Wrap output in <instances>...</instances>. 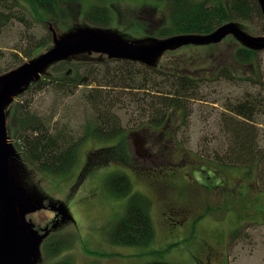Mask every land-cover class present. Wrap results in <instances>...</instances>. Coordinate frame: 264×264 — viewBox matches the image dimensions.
<instances>
[{
	"label": "rangeland",
	"instance_id": "rangeland-1",
	"mask_svg": "<svg viewBox=\"0 0 264 264\" xmlns=\"http://www.w3.org/2000/svg\"><path fill=\"white\" fill-rule=\"evenodd\" d=\"M6 3L19 7L13 0ZM56 3L67 13L58 21L43 24L44 28H35L37 38L47 35L50 39L49 47L38 55L53 47L54 35L80 27L100 28L85 14L94 6L110 9L103 30L131 42L160 40L156 27L169 17L168 7L152 0ZM26 19L23 26L15 20L5 28L0 36V57L20 45V34L35 24L29 15ZM235 23L251 36H262L264 20ZM241 45L228 36L217 45L166 51L151 65L83 53L50 65L37 81L47 82L41 90L29 86L14 100L7 108V126L18 152L14 137L18 121L13 116L18 106L43 119L53 133L64 132L78 141L96 115L85 97L98 94L94 90L105 82L111 84L100 93L108 97L109 118L120 124L122 132L112 140L89 135L79 147L76 165L65 176L45 174L20 154L16 174L43 206L27 218L38 230L50 229L41 246L39 264L66 259L73 264H264V195L259 191L257 169L218 166L210 156L221 155L231 146L238 130L227 126L243 120L229 109L248 94L259 98L261 93L264 100V51L257 53L254 66H243L234 55ZM87 60L94 66H86ZM69 70L95 83L81 85L74 94L64 96L51 82ZM163 74L189 76L199 83L194 95L183 96L178 101L180 107L169 111L168 122L152 127L150 123L163 110L159 103L177 82ZM115 75L122 76L123 82L117 83ZM255 118L257 124H264V113ZM163 132L166 135L162 136ZM114 175L129 179L130 195L145 196L150 202L154 237L148 246L118 245L110 240L111 229L124 215L128 201L109 190L107 183ZM59 209L67 218L63 219ZM51 242L66 246L53 256L45 250Z\"/></svg>",
	"mask_w": 264,
	"mask_h": 264
},
{
	"label": "trees",
	"instance_id": "trees-1",
	"mask_svg": "<svg viewBox=\"0 0 264 264\" xmlns=\"http://www.w3.org/2000/svg\"><path fill=\"white\" fill-rule=\"evenodd\" d=\"M22 1L28 7L26 8ZM13 0L19 7L7 5V0H2L0 8V36L9 25L16 20L22 26L25 23L26 15H29L34 25L30 31L20 34V45H15L9 54L0 57V75H3L26 61L38 55L41 50L49 47L50 39L47 35L37 38L34 30L37 26H43L53 21H58L64 13L58 9L57 0ZM157 4H164L169 9V17L165 23L157 28V33L162 38L179 34H210L224 24L231 21L242 20L254 23V20H264L258 0H205L195 2L194 0H152ZM23 2V3H24ZM17 8L19 10H17ZM76 10V9H75ZM63 12V13H62ZM88 19L103 28L110 19V9L107 7H92L85 11ZM154 23V22H153ZM264 35V27L260 30ZM237 62L243 66H254L257 52L240 47L234 54ZM86 66H94L92 61L87 60ZM91 67L89 72L92 73ZM88 68V67H87ZM224 71V70H223ZM226 72V71H224ZM60 75L58 79L51 82L53 88L65 95L74 94L79 86H88L95 83L93 80L86 81L80 75ZM169 81L177 80L173 88L165 93L162 102L163 107L158 117L149 125L161 127L166 120L169 111L180 105L178 101L183 96L194 95L195 86L199 83L193 77L174 74H163ZM117 83L123 82L122 76H113ZM47 82H37L30 88L42 89V84ZM105 85H99L98 94H90L85 99L90 103L92 109L96 111L95 119L88 124L87 130L78 141L72 140L67 133H53L47 127L45 121L36 117L30 111H22L19 106L13 116L15 117L17 130L14 137L17 138L19 153L24 156L26 162L37 170L52 176L68 175L76 165L81 143L89 135L96 136L98 139L112 140L122 133L120 124L109 118L106 108L107 96L101 93ZM144 85V84H143ZM133 86V84H132ZM109 88H111L109 86ZM93 92V91H92ZM101 92V93H100ZM171 93H175L172 94ZM233 115L242 118L235 124H228L232 130L236 128V137L232 139L231 146L228 145L226 151L221 155H210L214 164L231 168H249L253 166L257 169V180L260 193L264 195V124H257L255 116L264 113V100L260 93L259 98L255 94H248L243 101L229 109ZM218 159L215 160V157ZM209 157V156H207ZM92 160H89L91 163ZM122 178V179H121ZM111 177L108 181V188L111 193L118 198H128L126 211L122 218L114 225L110 232V240L114 244L125 246L145 247L150 244L154 237L151 214L149 211L150 202L147 197L136 194L130 195L131 188L129 179L125 177ZM129 196V197H128ZM45 246V245H44ZM65 243L51 242L45 246L47 253L57 256L61 253ZM55 264H73L71 259H66ZM150 264H170L154 262Z\"/></svg>",
	"mask_w": 264,
	"mask_h": 264
},
{
	"label": "water",
	"instance_id": "water-1",
	"mask_svg": "<svg viewBox=\"0 0 264 264\" xmlns=\"http://www.w3.org/2000/svg\"><path fill=\"white\" fill-rule=\"evenodd\" d=\"M258 3L264 14V0H258ZM229 35L249 50L264 51V36H251L235 22L207 35H176L148 43L131 42L101 28L80 27L59 37L54 35L52 48L0 75V264H39L42 243L50 233L48 227L41 233L27 218L43 206L16 174L20 168V155L9 137L7 126V108L14 100L37 82L50 65L79 54L97 53L111 59L151 65L166 51L188 45L219 44ZM59 214L63 219L68 216L60 209Z\"/></svg>",
	"mask_w": 264,
	"mask_h": 264
},
{
	"label": "flooded vegetation",
	"instance_id": "flooded-vegetation-1",
	"mask_svg": "<svg viewBox=\"0 0 264 264\" xmlns=\"http://www.w3.org/2000/svg\"><path fill=\"white\" fill-rule=\"evenodd\" d=\"M164 135H166V133L163 132L162 136H164ZM140 147H142V145H140V143H139V148H140ZM152 154H153V153L150 152V155H152Z\"/></svg>",
	"mask_w": 264,
	"mask_h": 264
}]
</instances>
